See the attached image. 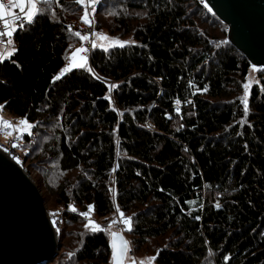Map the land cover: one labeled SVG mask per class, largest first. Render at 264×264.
I'll list each match as a JSON object with an SVG mask.
<instances>
[{
    "label": "trees",
    "instance_id": "1",
    "mask_svg": "<svg viewBox=\"0 0 264 264\" xmlns=\"http://www.w3.org/2000/svg\"><path fill=\"white\" fill-rule=\"evenodd\" d=\"M124 2L147 22L132 28L126 17L110 33L134 42L96 46L93 72L55 80L81 41L66 12L84 6L42 0L0 61V105L35 130L59 123L60 171L85 173L71 193L58 189L65 224L80 223L89 205L107 223L118 206L132 217L137 249L165 240L155 264H264V77L245 115L239 98L252 65L229 31H211L225 26L216 15L198 0ZM82 238L78 262L112 264L106 230Z\"/></svg>",
    "mask_w": 264,
    "mask_h": 264
},
{
    "label": "rangeland",
    "instance_id": "2",
    "mask_svg": "<svg viewBox=\"0 0 264 264\" xmlns=\"http://www.w3.org/2000/svg\"><path fill=\"white\" fill-rule=\"evenodd\" d=\"M98 3L90 9L87 8L90 13L89 19L92 20V25L95 26V34H98L94 35L93 37L96 45L105 47L107 49L112 46H115V44L110 43L109 40L100 39L99 35H106L113 41L119 40L128 41L129 43L134 42V38L132 35L124 36L121 32L111 35V33H113L112 31H114V29L120 27L119 22L123 19H126V17V20H128L129 18L128 22L130 26H132V28H139L143 26L147 22L145 14L143 12H136L132 10L126 11L127 9L125 5L127 3L124 2V0H110L109 2L104 3L102 7L100 6L101 4L98 5ZM85 7L84 9H81L77 12L67 11L66 21H69L70 23L83 21L82 17L85 14ZM122 11L127 12L125 17L121 15ZM207 27L208 25H202V28ZM220 29H223V31L225 32L229 31L226 25L220 28L217 25L215 27H211V31L214 32V34H219L217 35L218 38L223 37V34L221 33L222 30ZM86 41L87 40H81L79 46H77L70 53L69 57L67 58L66 66L72 63V60L70 59L72 57V53H74L76 49L83 47ZM14 43L15 42H13L12 45H9V47L6 49H0V53L3 52V54L6 56L7 53L11 51L13 47H15ZM91 54L89 56H91ZM89 56L87 58H89ZM89 60L87 59L86 67L80 69H88L90 67ZM263 77L264 71H254L253 67H251L249 74L246 80L244 81V84L247 83L249 80L252 81L247 98L248 110H250L251 91L256 86L260 88L262 87L261 81ZM257 80L259 81V83H256ZM244 95L245 89L243 87L239 98L240 103L243 107L244 104L241 102V97H244ZM0 116H3L6 120L11 121L14 125L18 124V122L21 120L19 118L17 119L9 115L4 110L0 111ZM58 124L59 123L57 122L49 123L47 125L38 124V130H35L36 125L32 124L34 125V127L29 130L31 132V135H29L28 132L14 131L13 129H5L4 131H0V144L9 146L11 148L10 156L12 154L11 157L13 158V160H15L17 163L23 165L24 168L29 170L32 178H34L36 183H38V185L40 186V191L45 200V206L47 208L49 217L56 223V231L58 233L59 239L61 240L62 246L59 252V257L56 261L50 264H86L77 261L76 253L82 245L83 235L86 232L92 231V226L89 224V219L95 221L102 228L106 229L110 238L111 234L113 232H116V230L114 229L115 223L111 222L113 220L120 222L121 217L119 215V212H117L112 215V217H110L106 223L105 220L96 217L94 215V212L92 211L90 213V217H85L82 215L83 220L78 224H65V221L62 218L64 208L61 207V203L59 201L58 189L61 186L65 185L68 187L69 193H71L74 184H76L77 180L80 177L85 176V173L82 169H78L69 173H63L60 171L59 160L54 156V152L57 149L56 146L59 138L57 133ZM20 127L23 128L22 125ZM7 132H12V135H7ZM26 134L29 135L31 141L25 140L24 135ZM17 137H19V139H17ZM14 143L18 144L19 147H12ZM54 213L55 215H53ZM77 213L80 214L79 212ZM125 217L127 216L125 215ZM110 223L111 228L109 229L108 225ZM86 225L88 226L86 227ZM127 238L129 240L130 251L127 254L126 264H132L133 259L136 260L137 264H139V261L141 260L147 262V259L149 257H156L157 251L161 247L165 246V240L155 239L151 240V242L143 248L137 249L133 237L127 235ZM152 264H155V261H152Z\"/></svg>",
    "mask_w": 264,
    "mask_h": 264
},
{
    "label": "water",
    "instance_id": "3",
    "mask_svg": "<svg viewBox=\"0 0 264 264\" xmlns=\"http://www.w3.org/2000/svg\"><path fill=\"white\" fill-rule=\"evenodd\" d=\"M205 1L227 25L232 46L252 67L264 69V0ZM56 227L33 178L0 151V264L53 263L61 250ZM129 232L113 233L129 241ZM110 239L112 245V234Z\"/></svg>",
    "mask_w": 264,
    "mask_h": 264
},
{
    "label": "snow or ice",
    "instance_id": "4",
    "mask_svg": "<svg viewBox=\"0 0 264 264\" xmlns=\"http://www.w3.org/2000/svg\"><path fill=\"white\" fill-rule=\"evenodd\" d=\"M44 3H48L49 0H43ZM78 3L85 5V0H77ZM99 2V0H87V4L95 5ZM10 5L12 6L13 9L19 8V12L12 11L11 13H7L5 10V5L3 0H0V20L4 22V31H0V37L2 36H7L8 39L6 41L7 45H12L13 40L11 39L13 33L17 31V27L23 28L24 24L21 23L19 26L16 25V20H23L27 23L33 22L34 18L39 15L42 12V8L38 7L40 5L41 0H9ZM27 8V11L25 9ZM23 14V15H21ZM11 16L12 18L9 19L8 16ZM90 13L85 7V14L82 17V20L85 23H88L89 25L92 24V20L89 19ZM75 36H78L81 38V40H89L88 35H81L80 32H75ZM93 35H98V34H93ZM99 38L102 40H109L110 43L118 45L120 47H123L125 44L129 43L128 41H119V40H111L109 37L106 35H99ZM0 45H5V41L0 39ZM97 45L95 42H92L91 47L95 48ZM107 50V48H105ZM16 51V49L13 47L11 51L7 53L5 56L3 53H0V61H3L5 58L11 57V55ZM88 49H85L83 47L76 49L74 53H72V57L70 58L72 60V63L61 69V72L54 78L55 80L61 79L66 73L70 72L73 68H84L87 65V57L86 56H80L79 57V62L76 61V57L79 53L86 52ZM89 72L92 71V69L89 67L87 69ZM254 71H264V69H258L255 65L253 66ZM252 81L249 80L247 83L243 85L245 89V95L244 97H241V102L244 104V109H245V115H247L248 111V103H247V98L249 94V88L251 85ZM256 83H259L257 80ZM117 87V85H110L109 86V91H111L113 88ZM204 91H207L205 88ZM109 98L110 97H106ZM177 104L180 103L179 100L176 101ZM3 105H0V111L3 110ZM179 111V109H177ZM23 126L21 128L20 126ZM34 125L29 123L27 119L20 120L18 124H13L11 121L6 120L3 116H0V131H4L5 129H13L14 131H21V132H28L29 135H31V132L29 131ZM7 135H12V132H7ZM19 139V137H17ZM12 147H19L18 144H13ZM6 150V149H5ZM115 171V168L113 169ZM217 207L220 205L217 204ZM89 211L85 213H81V215L85 217H90V213L94 210L93 205H89ZM73 211H75V208H72ZM117 211L119 212V215L121 217V221L123 224L127 226L126 230L131 231V225H132V217H125L124 213L119 210V207L117 206ZM55 215V213L53 214ZM198 218V217H197ZM117 221L113 220L111 223H116ZM55 223V221H54ZM111 223L108 225V228H111ZM89 224L92 226L91 230L92 231H104L106 229H103L99 224H97L95 221H92L89 219ZM88 225H86L87 227ZM113 236V243H112V248H113V261L114 264H124V260L127 258V254L130 251L128 245L129 241L125 240L124 237L118 233H112ZM159 254V251L157 252V255ZM156 257H149L147 259V262L144 260L139 261V264H152V261H154ZM132 264H137L136 260H132Z\"/></svg>",
    "mask_w": 264,
    "mask_h": 264
},
{
    "label": "built area",
    "instance_id": "5",
    "mask_svg": "<svg viewBox=\"0 0 264 264\" xmlns=\"http://www.w3.org/2000/svg\"><path fill=\"white\" fill-rule=\"evenodd\" d=\"M198 1L200 2V4L202 6H204L205 8L210 10V8L208 7V5H207L205 0H198ZM3 2H4L5 10H6L7 13H11L12 11L19 12V8H15V9L12 8V6L9 3V0H3ZM41 2H42V0H41ZM95 5L87 4V0H85V5H83V6L84 7L86 6L88 9H90V8L94 7ZM25 11H27V8L25 9ZM21 15H23V14H21ZM8 18L11 19L12 17L9 15ZM21 23L24 24V27H26L29 24V23H27V22H25L23 20H16V25L17 26H19V24H21ZM18 29H21V28L17 27V30ZM4 30H5L4 29V22L2 20H0V31H4ZM70 30L73 33L80 32L82 36L83 35H88L89 36V40H87L84 43V46H83V48L88 49V51L79 53L77 55V57H76V61L79 62V57L80 56L88 57L91 54V52L93 51V49H94V48L91 47V44H92V42H95V40L93 39V37H94L93 34L96 33L95 32V26H93L92 24L89 25L88 23H85L84 21H79L77 24H75L73 26H70ZM14 33H13L11 39L13 38ZM0 39L5 41V45H0V48H5V49L8 48L9 45L6 44V41H7L8 37L7 36H2V37H0ZM87 59L89 60V58H87ZM77 69H80V68H73L70 72L66 73L63 77H65L67 74H69L71 72H74ZM63 77H61V78H63ZM9 150H11V148L9 146L0 144V151L1 152H4V153L6 152L7 153ZM24 169H25V171H27L26 168H24ZM126 228H127V226L125 224H123L122 222H117V223L114 224V229L116 230V232H124L126 230Z\"/></svg>",
    "mask_w": 264,
    "mask_h": 264
},
{
    "label": "bare ground",
    "instance_id": "6",
    "mask_svg": "<svg viewBox=\"0 0 264 264\" xmlns=\"http://www.w3.org/2000/svg\"><path fill=\"white\" fill-rule=\"evenodd\" d=\"M10 151H11V150L8 151L9 154L5 152L9 157L12 156V154H11V156H10ZM11 158H12V157H11Z\"/></svg>",
    "mask_w": 264,
    "mask_h": 264
},
{
    "label": "crops",
    "instance_id": "7",
    "mask_svg": "<svg viewBox=\"0 0 264 264\" xmlns=\"http://www.w3.org/2000/svg\"><path fill=\"white\" fill-rule=\"evenodd\" d=\"M0 49H2V48H0ZM3 53V52H2Z\"/></svg>",
    "mask_w": 264,
    "mask_h": 264
}]
</instances>
